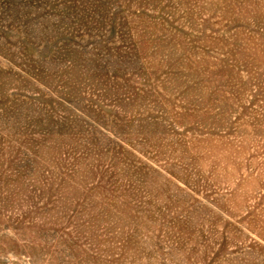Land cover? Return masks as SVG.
<instances>
[{"label": "rangeland", "instance_id": "374dc122", "mask_svg": "<svg viewBox=\"0 0 264 264\" xmlns=\"http://www.w3.org/2000/svg\"><path fill=\"white\" fill-rule=\"evenodd\" d=\"M0 264H264V0H0Z\"/></svg>", "mask_w": 264, "mask_h": 264}]
</instances>
